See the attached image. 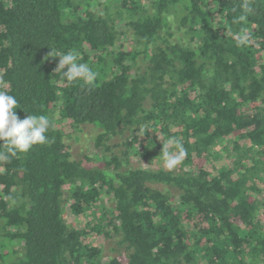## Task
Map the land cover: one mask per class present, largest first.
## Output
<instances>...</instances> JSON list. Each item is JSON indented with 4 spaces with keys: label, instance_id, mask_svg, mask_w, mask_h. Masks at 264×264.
I'll return each mask as SVG.
<instances>
[{
    "label": "trees",
    "instance_id": "16d2710c",
    "mask_svg": "<svg viewBox=\"0 0 264 264\" xmlns=\"http://www.w3.org/2000/svg\"><path fill=\"white\" fill-rule=\"evenodd\" d=\"M68 51L95 86L54 72ZM0 91L51 123L0 160V264H264V0H0ZM82 124L97 165L66 144ZM169 137L180 171L130 166Z\"/></svg>",
    "mask_w": 264,
    "mask_h": 264
},
{
    "label": "clouds",
    "instance_id": "9594fccd",
    "mask_svg": "<svg viewBox=\"0 0 264 264\" xmlns=\"http://www.w3.org/2000/svg\"><path fill=\"white\" fill-rule=\"evenodd\" d=\"M245 7L249 13L252 11L247 5ZM245 19L246 15L241 14L234 22L239 23ZM248 42L249 34L241 32L236 40L237 45L243 46ZM50 56L59 58L54 72L60 73L67 82L82 81L87 86H95L97 73L86 64L79 63L75 52H56L54 56ZM17 107L15 96L0 91V143L4 145V150L0 152V160L3 161L27 153L34 145L49 143L46 135L51 127L49 118L46 115L28 114L20 119L13 111ZM170 148H175L176 154H173ZM186 155L183 144L177 138L169 137L162 154L164 166L172 170Z\"/></svg>",
    "mask_w": 264,
    "mask_h": 264
},
{
    "label": "rangeland",
    "instance_id": "374dc122",
    "mask_svg": "<svg viewBox=\"0 0 264 264\" xmlns=\"http://www.w3.org/2000/svg\"><path fill=\"white\" fill-rule=\"evenodd\" d=\"M98 2H103L104 0H96ZM128 38V36H126ZM72 130H69L71 132ZM97 128L92 124H82L78 127V129L73 130L72 135H69L66 138V144L73 155L74 158L85 161L86 159H89L90 161H85L87 164L90 165H97L100 163V150L95 147L94 145V139L97 134ZM123 138H117L114 140V142H120ZM221 144L216 146L214 148V154L210 157L209 160L205 162V166L213 170L215 168L221 167V166H230L232 163V157L233 155L226 154L224 152L221 153L220 151ZM162 149V147H158L157 149L154 148L152 153H148L147 155H139L136 153L132 154V158L130 159V166L132 167H146V168H152L156 169L164 165L163 160L160 157H155L154 151H159ZM176 171H180L181 167L180 165H176L174 168ZM158 187H162L158 185ZM264 190V188H263ZM172 193H176L175 190L171 189ZM264 197V191L261 195ZM92 219V214L90 212H87L84 214L78 221V225L81 227L85 226L87 222H90ZM98 243L101 240L99 237H97ZM94 241V240H93ZM95 242V241H94ZM104 246V256L106 257L108 254L110 255L111 252L109 249H107L108 242L105 240V242H102ZM110 247V244H109Z\"/></svg>",
    "mask_w": 264,
    "mask_h": 264
}]
</instances>
